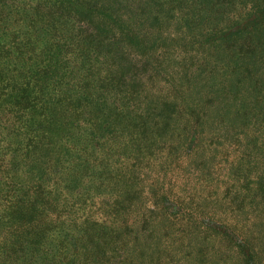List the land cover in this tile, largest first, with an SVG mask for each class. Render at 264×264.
Listing matches in <instances>:
<instances>
[{
    "label": "trees",
    "instance_id": "16d2710c",
    "mask_svg": "<svg viewBox=\"0 0 264 264\" xmlns=\"http://www.w3.org/2000/svg\"><path fill=\"white\" fill-rule=\"evenodd\" d=\"M45 1L67 10L78 22L92 24L96 17L97 37L105 26L109 34L105 57L112 80L108 84L119 101L133 105L138 116L130 121L138 120L133 128L147 145L143 136L151 122L162 121L167 130L176 118V128L181 127L187 143L184 153L191 152L193 144L202 154L204 144L197 137L204 134L209 119L207 130L212 135H228L233 121L240 125V135H247V194L229 205L242 213L247 199V230L219 213L192 207L162 178L151 191L153 207L129 216L134 185L128 183L134 173L113 201L93 196L76 207L72 223H46L48 217L37 201H25L13 187L0 186V264H264V0ZM103 44L100 40L97 46ZM79 51L88 73L93 63L103 61L92 42ZM137 69L153 71L159 84L149 87L152 78L144 79ZM38 74L19 81L0 70V125L12 115L14 125L27 135L23 140L29 151L38 141H60L63 129L41 91L42 81L54 76L48 71ZM72 109L77 116L82 112L79 105ZM96 109L95 105L88 111L94 114ZM112 111L114 123L122 110L116 105L109 115ZM234 136L239 139V134ZM1 156L5 161L6 152ZM19 158L16 154L7 159L12 167L0 169V181L19 177L13 171ZM238 170L233 183H238ZM156 212H161L159 236L152 217ZM195 213L201 234L193 239L183 222ZM222 241L224 256L217 248Z\"/></svg>",
    "mask_w": 264,
    "mask_h": 264
},
{
    "label": "rangeland",
    "instance_id": "374dc122",
    "mask_svg": "<svg viewBox=\"0 0 264 264\" xmlns=\"http://www.w3.org/2000/svg\"><path fill=\"white\" fill-rule=\"evenodd\" d=\"M93 18L92 24L78 22L67 10L45 0L1 1L0 70L19 81L46 71L53 75L54 80L42 81L43 102L50 114L63 123V129L59 133L60 141L49 144L38 141L29 151L24 148L26 133L17 129L15 119L9 115L0 125V159L1 152H6L5 161L0 160V169H11L7 159L20 155V163L13 169L18 171L19 177L1 179L0 186L13 187L25 201H37L48 217L46 223H59V220L72 223L76 207H83L86 199L94 196L93 199L113 201L134 174L135 178L128 183L134 185L129 216L142 215L146 207H153L151 191L162 178L165 186L181 193L192 207L219 213L229 218L230 223L238 222L247 230V199L242 213L232 211L229 205L233 199H242L247 194V135H240V125L233 121L228 135L224 132L212 135L207 130L212 122L209 119L208 125L203 127L204 134L197 137L202 140L205 152H197L192 144L193 150L186 155L182 147L187 143L181 127L176 128V118L167 130L162 121L158 125L151 122L147 124L149 132L143 136L147 145L133 128L138 120L134 124L130 121L131 117L138 116L133 105L126 100L119 101L110 89L108 83L112 80L105 57L109 34L102 26L97 37V20ZM100 40L104 44L99 48ZM87 42L96 46V54L102 55L103 60L93 63L89 73L84 71V56L79 51ZM135 71L146 80L152 78L147 83L149 87L159 84L153 71ZM164 83L162 87L166 91ZM53 90L61 102L54 99ZM88 96L91 98H86ZM77 105L82 111L78 116L72 109ZM95 105L97 109L93 114L88 110ZM116 105L122 111L113 123L116 114L112 111L109 115V109ZM235 134H239V139ZM238 167V183H233ZM239 186L242 191L236 195ZM197 214L183 222L188 238L196 239L201 234ZM152 217L159 236L161 212ZM225 247V242H217L219 255L226 254ZM229 262L234 263V260Z\"/></svg>",
    "mask_w": 264,
    "mask_h": 264
}]
</instances>
